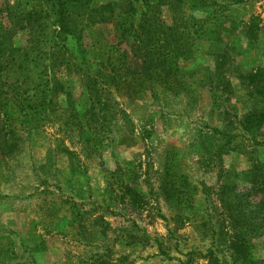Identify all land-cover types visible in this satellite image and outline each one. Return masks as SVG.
<instances>
[{
  "label": "rangeland",
  "instance_id": "obj_1",
  "mask_svg": "<svg viewBox=\"0 0 264 264\" xmlns=\"http://www.w3.org/2000/svg\"><path fill=\"white\" fill-rule=\"evenodd\" d=\"M150 2L145 13L140 0H79L60 32L57 0H0V264H241L220 186L231 167L243 178L234 191L249 190L245 172L264 163V125H240L264 109L252 97L264 76L247 78L264 69V0L217 1L236 34L223 43L185 34L159 48L141 92L134 81L145 79L148 48L125 30L152 23ZM158 11L165 28L175 26L165 3ZM167 60L174 64L162 68ZM88 76L100 100L110 92L91 121L81 115L92 102ZM121 132L138 145H114ZM220 132L235 136L221 156ZM251 250L264 259V237Z\"/></svg>",
  "mask_w": 264,
  "mask_h": 264
},
{
  "label": "trees",
  "instance_id": "obj_2",
  "mask_svg": "<svg viewBox=\"0 0 264 264\" xmlns=\"http://www.w3.org/2000/svg\"><path fill=\"white\" fill-rule=\"evenodd\" d=\"M59 1L60 0H57V3H59L61 8L60 6H58L60 10L56 11V16L57 21L61 25L60 32H62L65 29V25L63 22L65 12H68L71 6L77 5L79 0H63V2ZM140 1L142 2L143 8H145V13H147L149 9L152 8L150 2L151 0ZM155 1L156 7L154 9V12L151 14L152 23H148L147 21L148 24H146V20L144 19L135 29L133 22H131L128 26V29L125 30L130 32L132 31V33L134 32L135 39H137L139 35L142 36L143 39L141 40V45L145 49L148 48V50L143 51L144 58L146 59V61H143L141 65L142 69L146 70L144 75L141 76V78L145 77V79H138L136 80V82L138 83H136L134 81V78H129L130 81H134V86H137V89L141 90V92L145 91L146 89H149L148 82L151 78V74L148 73V69L151 68L149 62L155 63V61L152 59V55H155L158 52H162L158 50L159 48H163L165 46V51L169 50L171 47L179 43V41L182 42L183 36L185 34H196V36H202V38L206 37L208 41L223 43L224 41L231 39L236 34L238 25L237 21L233 20L230 15L222 14L218 16L216 14L217 10H214V7L222 8L223 11L227 10L225 5L217 3V1L219 0ZM228 1H231V3H228V5H233L240 4L248 0ZM164 3L165 6H167L173 13L172 20L175 23V26L170 28H165L164 24L160 22V15L158 9ZM205 8L212 10H205ZM108 10H111L110 6H108ZM127 10L132 12V14L134 15L137 9L130 3L127 4ZM196 13H203V16H197L195 15ZM133 15L130 18H132ZM107 16L111 17V14H108ZM88 19L89 21H93L92 16H89ZM176 29L181 30L182 33L177 34L175 32ZM159 31H165L164 38L159 39V36L157 34V32ZM161 64L163 68V66L171 67L170 65L174 63L167 60V62L165 61V63L162 61ZM112 69L113 70H111V75L109 76V78L113 81L115 92H117L120 85L119 80H121V78L117 76L116 73L114 74V71H118L117 68L113 67ZM168 75L169 71L165 70L166 82L169 81ZM258 76H264V69H259L255 73L249 74L247 78L250 80V83H253ZM90 78L91 77L88 76L89 80ZM130 81L127 82V88L133 86L131 85L132 83H130ZM212 82L213 79L210 75L208 77V83L211 84ZM171 83L179 84L178 81L174 80ZM172 84L169 86V88L172 87ZM85 86L91 94L92 102L89 108L83 109L81 115L89 116L85 118L87 121H89L90 119L93 120V115L90 114L92 111L96 110L97 113H100L104 110L108 102L110 92L107 91V97L104 98V100H100L98 96V89L91 80L88 84L86 83ZM132 94L134 95V97H137V94ZM252 94L253 99L258 101L259 103H262V101H264V80H262L259 85L255 86V90H253ZM41 103L43 104L44 100H41ZM3 116L8 117V113L6 110L3 113ZM104 117L107 118L109 116H101V119H103V121H105ZM240 125L246 131H252L253 129L260 128L262 125H264V109H260L251 114L248 113L245 117V122H240ZM234 138L235 136L229 133H219V137L217 139V141L219 142V156H221V154H224V149H229L228 145ZM253 139L254 137L252 138V140ZM225 140L226 142L224 143V145H222L220 142H223ZM86 141L88 143L90 142V140ZM138 142L139 140L135 136L127 132H121V134H119V137L112 138V143L117 147L132 148L138 145ZM255 143L257 144V142ZM8 147L12 148L15 147V145L13 143H9ZM241 174L242 172L234 171L231 167L228 168L223 174V182L220 186V201L222 206L225 208V212L227 213V220L229 222L228 230L225 232V235H227V232L230 231V246L233 251L234 263L238 262L241 264H264V259H255L252 255L251 250L252 238L264 237V163H257L255 165L253 164L251 169L245 172L246 175H244V179L246 181H243V186L249 187V190L238 193V190L234 191L236 190L234 189V187L238 185L234 181L241 180ZM184 185L189 186L188 182L186 181H184ZM201 186L204 192H206L205 186ZM127 192L130 194V197L132 195L134 198V193L131 189H127ZM219 231L222 233L223 231H225V227L219 228ZM209 253L211 252L209 251Z\"/></svg>",
  "mask_w": 264,
  "mask_h": 264
}]
</instances>
